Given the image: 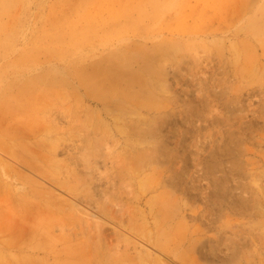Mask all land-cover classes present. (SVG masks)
Returning <instances> with one entry per match:
<instances>
[{
    "label": "rangeland",
    "instance_id": "1",
    "mask_svg": "<svg viewBox=\"0 0 264 264\" xmlns=\"http://www.w3.org/2000/svg\"><path fill=\"white\" fill-rule=\"evenodd\" d=\"M263 54L264 0H0V264H264Z\"/></svg>",
    "mask_w": 264,
    "mask_h": 264
},
{
    "label": "bare ground",
    "instance_id": "2",
    "mask_svg": "<svg viewBox=\"0 0 264 264\" xmlns=\"http://www.w3.org/2000/svg\"><path fill=\"white\" fill-rule=\"evenodd\" d=\"M192 35V34H191ZM254 36V35H253ZM255 37V36H254ZM253 37V38H254ZM256 38V37H255ZM251 40V39H250ZM244 41V40H243ZM245 43V42H244ZM258 44V43H257ZM261 44V43H260ZM259 45V44H258ZM262 45V44H261ZM245 46V45H244ZM251 50V49H250ZM221 52H222V50H221ZM264 55V54H263ZM261 59V58H260ZM258 60V59H257ZM130 64V63H129ZM243 68V67H242ZM250 68V67H249ZM206 70V69H205ZM139 71V70H138ZM257 71V70H256ZM251 72V71H250ZM240 74V73H239ZM256 74V73H255ZM50 75V74H49ZM48 83H49V81H48ZM39 116V115H38ZM9 136V135H8ZM10 137V136H9ZM14 137V136H13ZM5 141V140H4ZM5 146H7L6 144H5ZM49 147V146H48ZM3 148V147H2ZM7 149H9V148H7ZM6 150V149H5ZM6 169H7V167H6ZM8 170H9V168H8ZM9 173V172H8ZM11 174V173H10ZM9 174V175H10ZM46 175V174H45ZM20 181V180H19ZM9 182V181H8ZM20 185V184H19ZM18 185V186H19ZM7 190H8V188H7ZM5 191H6V189H5ZM46 191H48V190H46ZM42 192V191H41ZM51 193H53L52 191H51ZM43 194V193H42ZM50 194V193H49ZM23 195V194H22ZM53 195V194H52ZM9 196V195H8ZM25 196V195H24ZM4 199V202H6V199L5 198H3ZM0 200H2V199H0ZM53 200V199H52ZM15 201V200H14ZM1 202V201H0ZM8 202V201H7ZM11 202V201H10ZM2 205V204H1ZM10 207H11V205H10ZM9 207V208H10ZM14 207V206H13ZM15 208V207H14ZM14 208H12L13 210H14ZM54 208V207H53ZM11 211V210H10ZM20 214V213H19ZM34 214V213H33ZM60 214V213H59ZM14 215H15V213H14ZM49 216V215H48ZM52 216V215H51ZM4 217V216H3ZM19 217V216H18ZM5 219V218H4ZM62 219V218H61ZM24 220V219H23ZM15 221V220H14ZM44 226V225H43ZM98 228V227H97ZM157 240H159V239H157ZM91 253V252H90ZM88 257V256H87ZM90 259V258H89Z\"/></svg>",
    "mask_w": 264,
    "mask_h": 264
}]
</instances>
